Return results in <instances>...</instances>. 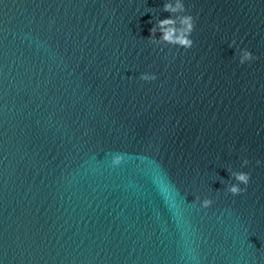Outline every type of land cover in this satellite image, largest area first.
<instances>
[{
	"label": "water",
	"instance_id": "1",
	"mask_svg": "<svg viewBox=\"0 0 264 264\" xmlns=\"http://www.w3.org/2000/svg\"><path fill=\"white\" fill-rule=\"evenodd\" d=\"M163 2L0 0V264H264V0Z\"/></svg>",
	"mask_w": 264,
	"mask_h": 264
},
{
	"label": "clouds",
	"instance_id": "2",
	"mask_svg": "<svg viewBox=\"0 0 264 264\" xmlns=\"http://www.w3.org/2000/svg\"><path fill=\"white\" fill-rule=\"evenodd\" d=\"M163 11L170 15L165 18L157 17L155 23L151 28V35L149 37L151 43L156 45H173L183 49H190L193 46V39L191 38L195 27V21L191 14L186 11L185 0H164ZM159 33V35H157ZM230 46L235 48V57L240 64H246L254 61L256 56L251 50L246 47H239L235 40L230 42ZM156 74L151 72H143L140 79L144 81L155 80ZM123 160L121 154H114L112 156V164L120 165ZM257 163H260L257 161ZM248 161L245 159L243 165H247ZM229 174L228 180L221 179L224 188L232 195H238L245 191L246 186L250 181V174L242 170L227 169ZM244 185L245 187H241ZM203 208H208L213 204L210 198L200 199L195 198Z\"/></svg>",
	"mask_w": 264,
	"mask_h": 264
}]
</instances>
